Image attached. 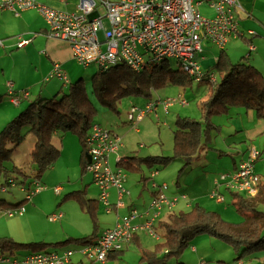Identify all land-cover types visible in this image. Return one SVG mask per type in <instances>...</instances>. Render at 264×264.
Listing matches in <instances>:
<instances>
[{"label":"trees","instance_id":"obj_1","mask_svg":"<svg viewBox=\"0 0 264 264\" xmlns=\"http://www.w3.org/2000/svg\"><path fill=\"white\" fill-rule=\"evenodd\" d=\"M175 62L176 67L170 64L169 57H164L140 70L134 69L123 60H115L106 66L97 65L98 68L91 77L92 96L81 80L71 81L68 82L67 91L62 95L56 96L57 93H55L51 97L37 98L12 117L0 129V191L5 192L14 185H20L21 190L26 194L23 198L8 199V201L1 196L0 216L10 217L25 211L21 203L32 197L35 192L28 197L27 195L35 188L37 178H40L41 174L58 159L59 149L50 141L54 133L58 135L72 133L77 136L81 145L79 164L82 173L86 171L89 157L86 137L91 124L96 123L93 120L96 107L92 97L100 101L104 107L116 111L117 102L124 96L147 98L152 90L162 86L171 84L186 86L196 80L193 75L184 71L176 60ZM209 72L214 73V80H209L206 76ZM204 74L196 80L208 85L207 97L199 104V117L178 115L174 123L173 155L165 157L150 155L141 158L142 163L144 162L148 168L156 164L165 165L174 158L182 159L186 167L198 159L200 152L207 147L206 144L211 135L217 132L218 126L211 120L214 114L226 113L232 107L241 106L252 110L257 118L264 119V72H261L247 58L242 57L233 62L227 57L224 49H221L216 61L207 67ZM24 127H27V133L34 137V145L29 153V163L26 166H8L12 151L24 139L22 133ZM263 154L264 148L259 151L256 159ZM133 159L136 158L120 157L116 161V166L126 167L142 174L140 163L132 164ZM154 171L158 170L150 171L151 178ZM260 179L258 191L254 196L228 190L230 202L234 208L240 212H248L239 222L226 221L222 219L218 211L207 209L199 204L190 206L185 211L167 212L165 220H160L157 224L162 230L163 241L154 251H141L140 264H166L171 259L178 260L182 257L183 248L190 245L192 238L204 233L231 244L239 253V258L252 257L264 264V208L256 207L257 203H261L264 207V179L261 177ZM66 198L77 201L81 209L90 216L94 227L90 234L76 238L68 237L55 242H24L16 241L8 236H0V259H9L10 254L28 251L22 258L18 255L14 258L15 263L29 262L25 261V258L32 253H52L49 249L48 251L44 249L51 244L55 245L53 248H56L71 241L80 242L79 252L83 245L93 244L97 238L95 230L98 225V221L96 222L97 200L86 196L85 189L70 191L66 194ZM20 206H23V211L20 210ZM52 214L50 213L48 217ZM111 251H117L118 253L113 255L117 256L122 250L119 248L108 251L106 261L101 263L107 262V259L112 256ZM261 252H263L262 256H257ZM176 264H184V262Z\"/></svg>","mask_w":264,"mask_h":264},{"label":"built area","instance_id":"obj_2","mask_svg":"<svg viewBox=\"0 0 264 264\" xmlns=\"http://www.w3.org/2000/svg\"><path fill=\"white\" fill-rule=\"evenodd\" d=\"M71 5V2H69ZM206 4L213 8V13L206 16L200 13L199 6ZM238 0H77L74 8L62 9L39 3L36 0H0V9L8 8L18 14L26 9H36L47 26V35L63 39L71 47L73 58L87 66L95 63L106 66L115 60H123L134 69H144L153 61L164 57L174 58L179 66L196 80L204 74L200 66L203 53V41L223 49L230 37L239 35V21L236 16ZM18 45L28 42V39L18 36ZM1 44V39H0ZM253 49V46H249ZM50 76L68 82L66 73L58 64H54ZM209 80H214L213 72L206 74ZM174 102L181 105L188 103L186 98H166L147 101L142 107L131 105L127 118L134 126L146 113L154 112L158 117L157 106L162 105L164 112ZM89 160L86 171L92 176L99 190V200L107 207L108 189L117 188V205H122V197L128 190L124 187L126 174L120 167L111 168L108 156L122 146L120 138L99 124H91L86 137ZM257 148H251L245 160H241L230 173H221L214 180V188L209 197L222 202L223 194L218 190L221 186L233 192H241L254 196L261 179L253 169V161L258 156ZM153 174V173H152ZM155 194L142 214L135 210L123 216L114 226L104 229L93 244H85L80 252L87 258L99 262L106 261L110 250H117L122 243L129 242L135 230H147L156 237L154 223L160 213L171 210L179 198L186 196H166L164 189L167 184H153ZM36 181L35 188L27 197L40 190ZM56 188V190H58ZM23 211V206L19 207ZM8 211V210H7ZM8 213H11L8 211ZM145 217L139 225H133L136 216ZM61 213L52 214L50 220H55ZM71 249L61 253H32L25 261L35 264H65L72 255ZM5 260H9L6 258ZM15 262V261H14Z\"/></svg>","mask_w":264,"mask_h":264},{"label":"rangeland","instance_id":"obj_3","mask_svg":"<svg viewBox=\"0 0 264 264\" xmlns=\"http://www.w3.org/2000/svg\"><path fill=\"white\" fill-rule=\"evenodd\" d=\"M71 2V6L69 9L74 8L77 0H69ZM200 13L206 16H210L213 13V8L206 4H202L199 7ZM218 52V47L216 45L211 44L209 41L203 42V53L207 56V60L209 58H213L215 54ZM209 57V58H208ZM206 60V61H207ZM169 62L172 66L176 67L177 63L175 59L169 57ZM79 75L74 79L81 80L86 86L87 92L91 95V77L93 73L97 70V65L95 63H90L87 66L83 64H79ZM59 82L57 85V89L60 91L56 92V96L62 95L67 91V87H62L64 84L62 81L57 79ZM52 83V82H51ZM208 92V85L203 82H197L193 80L191 84L186 86L179 85H165L160 88L154 89L151 91V95L147 98L144 97H134V96H124L117 102V110H111L104 107L100 101H98L95 97H92V101L96 107L95 114L93 116L94 122L100 123L104 125V127H108L112 129L114 133H116L121 142L123 143V147L119 148V152L123 151L125 156L135 157L136 159L131 160L132 164L138 165L140 163L141 172L148 179V185L152 178L157 184L166 183L167 187L164 189V193L166 196H180L181 194H185L186 198H179L178 201L173 205L171 211L179 212L185 211L195 204H199L207 209L216 210L222 217V219L229 222H239L246 217V213L248 212H240L237 211L234 206L230 202L229 191L225 188H221L218 190L223 194L224 200L223 202H217L214 199L209 197L210 191L214 188L213 181L215 177H218L221 173H226L232 166V160L235 158L237 160L239 158L236 154L226 153L228 152V148L225 149V152L220 150L217 151L210 144L211 147L207 154V163L203 164V154L204 150H202L199 154L198 159L194 160L190 165L184 166V161L179 158H174L165 165L156 164L153 165L152 168H148L147 165L142 161L141 158L155 155L160 157L171 156L173 155L174 143H173V131L175 129V119L177 115H182L184 111L183 108H193V117H199L200 113L198 111L197 103L200 98L205 97ZM55 94V93H53ZM53 94H50L46 97H51ZM92 96V95H91ZM186 98L188 103L186 105H181L178 102H174L168 106L167 112H164L162 109V105L159 104L157 106L158 117L155 116L154 112L146 113L143 118H141L137 125L134 126L133 121H129L127 118L128 109L131 105H136L138 107H142L147 101H155L165 98ZM9 104L4 101L1 108H6ZM189 111V110H188ZM178 112V114H177ZM6 114L5 109H0V117ZM11 119V118H10ZM9 119V120H10ZM8 120V121H9ZM7 123V122H6ZM249 127H252V123L249 124ZM22 133L24 134V139L15 147L11 153V158L8 161L7 165H20L26 166L29 163L30 155L29 151L34 143V137L32 134L27 133V127L22 129ZM256 141L253 140L250 144L254 143L259 145L260 149L264 148L263 136H258L255 138ZM237 143L238 140H235ZM218 145V144H217ZM13 147V146H10ZM251 148V146H250ZM249 148V149H250ZM244 151L247 149L243 148ZM233 151V150H231ZM222 155H220V154ZM232 153V152H231ZM114 153H111L109 165L111 168H114L116 165L114 163ZM62 158V157H61ZM255 170L258 174H260L261 178L264 179V154L261 155L254 162ZM55 166L53 169H51ZM51 168L46 169L40 176L37 178L39 182L46 188L40 191L37 196H33L31 199L23 201L27 213L22 217V214H16L13 216H0V230L7 229L9 233L15 235V239L19 241H31V240H43L45 238L57 239L62 234V230H72L74 228H82L90 224V232L93 231L94 227L91 222L90 216L81 209L78 202L66 198V194L69 191H73L72 189H77L76 185H69L74 177L77 176L79 178V174L74 173L71 170V167L65 166L63 161L54 162ZM185 167V168H184ZM71 168V169H70ZM181 168L183 169L181 171ZM127 178L134 177L137 171H132V169L124 168ZM157 169L156 174L151 178L149 177L150 170ZM140 173V172H139ZM87 174V175H86ZM84 174L85 182L89 183L87 194L90 197H99V190L90 181V174ZM89 179V181H88ZM85 183L83 182V185ZM128 183H125L127 185ZM60 185L62 188L59 193L54 191V186ZM82 184H80V187ZM20 185H14L11 188H8L7 191L1 192L0 197H5L8 199L15 200L14 198H23L25 197V192L21 190ZM135 190H130L135 197L142 194L141 199L146 200L148 198V189L142 188V185H138ZM56 193V194H55ZM92 195V196H91ZM40 197V202L36 201L37 197ZM35 198V199H34ZM114 196L109 197L110 202H114ZM140 199L139 205L144 208L142 204V200ZM187 199V200H186ZM117 201V200H116ZM109 202V203H110ZM188 202L190 204H188ZM62 204H65V208L69 212V217L66 215V211L62 208ZM62 208V212L64 216L61 220L57 222L51 223L49 221L48 215L54 209ZM256 207L258 209H263V205L261 203H257ZM104 205L98 202L97 212H96V222L98 221L97 229L101 225L105 227L107 223H112L113 219L115 221V212L105 213ZM137 209V208H136ZM139 210V209H137ZM137 212V211H136ZM74 214V216H73ZM22 217V218H21ZM21 218V228H23L24 232H15V227L12 225L16 220ZM69 220L66 225L63 224L65 220ZM8 221H11L8 222ZM13 221V222H12ZM64 227V228H63ZM157 238L150 234L148 231L143 232L140 231L138 233L139 240L133 241L130 240L128 243L121 244V252L117 256H111L107 259V263L109 264H140V254L143 250H151L154 251L157 248V245L163 241L162 230L158 227H155ZM79 231V230H77ZM190 245H187L183 248L182 257L178 260L171 259L166 264H176L177 262L183 261L184 264H255L258 261L256 258L252 257H241L239 258V253L236 252L233 246L227 243L225 240L212 236L210 234H197L195 235ZM194 245L197 249V252L191 250V245ZM63 247H70L74 249L73 256H82L81 259L86 263L90 264L89 259L85 256L81 255L79 251H77L79 247V243L71 241L64 245ZM55 245H48L49 249L53 248ZM79 247V248H78ZM48 251V250H47ZM15 255H19L14 253ZM13 254V255H14ZM263 252L257 254V256L261 257ZM1 255V254H0ZM21 256V253H20ZM262 258H260L261 260ZM240 261V262H239ZM112 262V263H110ZM0 264H34L31 262H18L13 263L8 260H1Z\"/></svg>","mask_w":264,"mask_h":264},{"label":"crops","instance_id":"obj_4","mask_svg":"<svg viewBox=\"0 0 264 264\" xmlns=\"http://www.w3.org/2000/svg\"><path fill=\"white\" fill-rule=\"evenodd\" d=\"M36 1L39 3L47 4L55 8H62V9L63 8L67 9L69 8V6H71L69 3L70 2L69 0H36ZM238 2L240 4V7L237 8L236 16L239 21V26H238L239 35L229 38V40L227 41V43L225 44L223 48L224 52L231 61L234 62L242 57H245L249 60V62H251L255 67H257L261 72H264V0H238ZM18 36H22L23 38L28 39V42L19 46L18 39H17ZM0 39H1V44H0V106H2L4 101H6L9 104V106H7L6 108L0 107V109L6 110V114L0 117V129H1L6 124V122H8L10 118L18 114L22 109H24L33 100L37 98H43L50 94L60 91L55 86L59 83L57 82L58 78L54 76H50V72L54 64H58L60 68L66 73L68 82L74 81V79L79 75L80 65L73 58L71 47L67 41L47 35V26L44 21V18L41 16V14L36 9H26V10L19 12L18 14H14V12L8 8L0 9ZM204 41H208V40H204ZM250 45L253 46V49L249 47ZM219 51H221L220 48H218V52L215 54V56H213L212 59L208 57L209 60H207V56H205L204 53H202L203 56L200 59V66L204 71L207 69L209 65H211L212 63L216 61ZM68 82L62 84L61 86L67 87ZM206 97H207V94L205 97L203 98L201 97L197 103L199 113H200L199 104ZM183 110H186V111H184L181 116H191V117L194 116L192 113L193 108L184 107ZM211 120L215 125L218 126V128H217V132L211 135L209 142L206 144L207 147L204 149V154H203V162H204L203 164L207 163V154H208L207 150L214 147V149L219 152L220 150L222 152H225V149L227 147L228 152L226 153L236 154L239 156L237 160H235V158L232 160L231 169H229L226 172V173H230L237 167V164L241 160H245L248 157L249 151L251 148H257L258 151H261L259 145L254 144V143L250 144V142L252 140L255 142L256 141L255 138L258 136L264 137V119L257 118L254 115V112L252 110L246 109L241 106H235L229 109V111L226 113L214 114L211 117ZM250 123H252V127H249ZM97 124H99L101 127L106 128L110 130L112 133H114L112 129H109L108 127H104V125L100 123H97ZM114 134L117 135L116 133ZM236 139L238 140L239 143L235 141ZM50 141L52 142L54 146H56L59 149V156H58V159L56 160V163L58 161H63L65 166L71 167L72 169L71 168L70 169L73 170L74 173L76 171V174H79V178L75 176L74 180L69 185L77 184V189H85L86 196H88L87 192L88 190H90V188L87 187L89 183L84 181V179L86 178L84 177V174L86 173L90 174V173L87 171H84L82 173L81 171V167L79 164L81 145L78 141L77 136L72 133H66L64 135H58L57 133H54L51 136ZM210 144H213L212 145L213 147H211ZM262 144H264V141H262ZM121 147H123V143ZM244 147L247 148L245 149V151L243 149ZM119 148L117 149V151L119 150ZM222 148H225V149H222ZM117 151L114 152L115 156L113 158L115 165H116V161L120 157L125 156L124 155L125 153L123 151H120L121 153H118L119 151L118 152ZM110 155L111 154H109L108 156V163L110 160ZM54 167L55 166H53L51 169H53ZM122 169L125 172L124 167H122ZM254 169H255V166H254ZM155 172L157 171H154L153 174H156ZM153 174H152V177H153ZM141 175H142V178H141ZM148 178H150V173H149ZM89 179L91 182H93L92 176H90ZM86 181H87V178H86ZM83 182L85 183L84 185H83ZM38 183L41 186V188L40 190L35 192L32 195V197L33 196L36 197L37 196L36 194L46 189L39 182V180H38ZM125 183H128V184L125 185ZM155 183L156 182L152 178L151 185H150V181L148 185V179H146V177H143V174L139 173L138 171L137 173H135L134 177L127 178V175H126L124 187L128 190V193H125L123 195L121 206H118L116 203V200H117V188L116 187H110L108 189V192H109L108 201H109L110 196L115 197L114 202L109 201L110 208H108L103 202H101L98 196L96 198L93 197L92 195H91L92 197L88 196L89 198H93L97 200V202L104 205L105 207L104 209H106L105 213L114 211L116 214V216L114 217L115 221L113 219L112 223L110 224L107 223V225H105V227H102V228L100 225L96 232V235L98 236L104 229L114 226L117 221H119L123 216L128 215L133 210L137 211L138 214H142L146 210L153 195L155 194L156 188L153 186V184ZM80 184H82L81 187H80ZM138 185L140 186L142 185L143 189L147 187L149 194L146 200L141 199L142 194H140V192H139V195L135 197L133 193L130 191L131 189L132 190L137 189L136 187ZM157 185H160V184H157ZM213 185H214V181H213ZM58 187L59 189L56 190V188ZM222 187L223 186H221L219 190H221ZM61 188L62 187L60 185H55L53 189L56 193H59ZM96 188L98 189L97 186ZM77 189H72V190H77ZM140 199L142 200V204L144 206L143 209H141L142 207L138 204ZM40 200L41 198L38 196L36 198V201L40 202ZM22 204L23 202L21 203V205ZM188 204L190 203L188 202ZM62 208L66 211L67 217H69V212L65 208V204H62ZM62 208L60 207V209H54L51 212V214L56 213V212L61 213V217L55 220L49 219L51 223L57 222L63 218L64 213L62 212ZM136 208L139 210H137ZM26 210L28 209L25 208L24 213L21 215L22 217L25 215V213H27ZM170 211L171 210H165L162 213H160V215L158 216L157 220L154 223V230H156L155 227L158 224V222L160 220H165V216L167 212H170ZM21 218H19L12 224L15 227L16 233L24 232L23 228H21ZM68 221L69 220L66 219L63 222V224L66 225ZM144 221H145L144 215L141 217L136 216L132 220V223L133 225L137 226ZM8 222L11 223V221H8ZM140 231L147 233V230L137 229L134 231L131 240L138 241L139 240L138 233ZM91 232H90V224H88L87 226L82 227V228H74L72 230H66V231L62 230V234L57 239L45 238L43 240H31V241L55 242V241H59V240H62L68 237H73V238L83 237V236L90 234ZM0 236H3V237L8 236L16 241H19L15 239L16 238L15 235H12L11 233H9L7 229H1ZM156 238H157V235H156ZM26 242H29V241H26ZM77 243H79V247H80L81 243L80 242H77ZM66 249H71V248L59 246L56 248H49V252L51 251V252L61 253L62 251ZM72 250L74 251V249ZM191 250L194 252H197V249L193 244L191 245ZM77 251H79V249ZM27 252L28 251L21 253V256L20 254L18 256L22 258V256L26 255ZM114 253H118V252L111 251L112 256L114 255ZM71 256L69 257V260L66 261L65 264H86L81 259L82 256H73V257ZM14 257H16L15 254L14 255L10 254L8 261H12L13 263H15ZM88 259L90 261L89 262L90 264H103L92 258H88ZM2 260L4 261L5 259H2ZM105 264H109V262L108 263L106 262ZM115 264H118V263H115ZM255 264H262V263L259 261Z\"/></svg>","mask_w":264,"mask_h":264},{"label":"water","instance_id":"obj_5","mask_svg":"<svg viewBox=\"0 0 264 264\" xmlns=\"http://www.w3.org/2000/svg\"><path fill=\"white\" fill-rule=\"evenodd\" d=\"M88 160H89V157H88Z\"/></svg>","mask_w":264,"mask_h":264}]
</instances>
